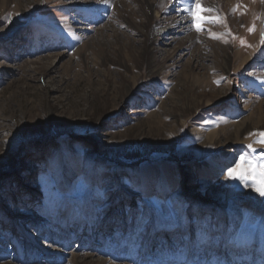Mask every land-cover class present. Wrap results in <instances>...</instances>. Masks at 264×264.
Returning <instances> with one entry per match:
<instances>
[{
	"label": "rangeland",
	"instance_id": "rangeland-1",
	"mask_svg": "<svg viewBox=\"0 0 264 264\" xmlns=\"http://www.w3.org/2000/svg\"><path fill=\"white\" fill-rule=\"evenodd\" d=\"M151 1L0 0V264H264V3Z\"/></svg>",
	"mask_w": 264,
	"mask_h": 264
},
{
	"label": "snow or ice",
	"instance_id": "snow-or-ice-1",
	"mask_svg": "<svg viewBox=\"0 0 264 264\" xmlns=\"http://www.w3.org/2000/svg\"><path fill=\"white\" fill-rule=\"evenodd\" d=\"M262 3H264V0H261ZM205 11H211V9H204L201 5L200 0H196L194 6L191 9V17L193 22V27L196 29L197 32L202 30L201 24L202 21L205 19L202 15ZM262 43H264V40H262ZM262 137H264V133H260ZM260 143H264V140L259 141ZM251 147V146H249ZM242 162H246L245 157L240 158ZM241 168L240 164H237L236 168H229L227 171V175L232 178H237L235 176V173L237 172V169ZM250 175H254V172L252 171V166L249 164V171L246 174L240 175L238 178L244 182H247L248 177ZM253 186L254 190L259 193L261 197H264V183H262L260 186L255 185V180H253Z\"/></svg>",
	"mask_w": 264,
	"mask_h": 264
},
{
	"label": "bare ground",
	"instance_id": "bare-ground-1",
	"mask_svg": "<svg viewBox=\"0 0 264 264\" xmlns=\"http://www.w3.org/2000/svg\"><path fill=\"white\" fill-rule=\"evenodd\" d=\"M191 3H192V1L191 0H189L188 2H184L183 4H182V6H178V5H176V7H173L172 8V13L174 12V14L175 15H179V14H181L182 13V10H186V11H189V12H191V9H192V5H191ZM72 4V3H71ZM145 5H146V8H147V12H146V16H147V18H148V13H152L153 12V10L155 9V4H154V2H152L151 0H147V2L145 3ZM159 13V12H158ZM157 12H155V15H157L158 14ZM205 16V15H204ZM203 16V17H204ZM181 17V15L180 16H178V18H180ZM188 17H189V19H187V20H185L184 21V26H186L187 24H188V22H190V20H192V17H190V13H189V15H188ZM184 26L183 25H180V24H178V23H174V24H172V25H170V26H167V27H165V29H166V31H164V29H163V31H161L160 33H164V35H165V33H167L169 30H176L177 29V31L178 30H180V31H182L183 29H184ZM191 27L192 26H186V28H187V31H189V30H191ZM160 31V30H159ZM164 51V50H163ZM164 53V52H163ZM162 53V54H163ZM165 57V56H164ZM165 60V59H164ZM164 68V66L161 64L160 65V69H163ZM156 69V71H159L157 68H155Z\"/></svg>",
	"mask_w": 264,
	"mask_h": 264
}]
</instances>
